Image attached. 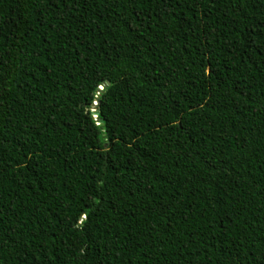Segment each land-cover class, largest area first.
<instances>
[{
  "label": "trees",
  "instance_id": "16d2710c",
  "mask_svg": "<svg viewBox=\"0 0 264 264\" xmlns=\"http://www.w3.org/2000/svg\"><path fill=\"white\" fill-rule=\"evenodd\" d=\"M0 264H264V0H0Z\"/></svg>",
  "mask_w": 264,
  "mask_h": 264
},
{
  "label": "water",
  "instance_id": "95a60500",
  "mask_svg": "<svg viewBox=\"0 0 264 264\" xmlns=\"http://www.w3.org/2000/svg\"><path fill=\"white\" fill-rule=\"evenodd\" d=\"M95 107L97 106V104L94 105ZM93 113L95 114V117H98L96 110L93 111ZM98 122H101V120H99Z\"/></svg>",
  "mask_w": 264,
  "mask_h": 264
},
{
  "label": "built area",
  "instance_id": "2783aa9c",
  "mask_svg": "<svg viewBox=\"0 0 264 264\" xmlns=\"http://www.w3.org/2000/svg\"><path fill=\"white\" fill-rule=\"evenodd\" d=\"M96 104V103H95Z\"/></svg>",
  "mask_w": 264,
  "mask_h": 264
}]
</instances>
